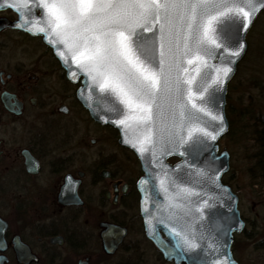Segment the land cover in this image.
<instances>
[{
	"label": "flooded vegetation",
	"instance_id": "af4514ba",
	"mask_svg": "<svg viewBox=\"0 0 264 264\" xmlns=\"http://www.w3.org/2000/svg\"><path fill=\"white\" fill-rule=\"evenodd\" d=\"M16 19L0 10V34L42 47L0 49V264H189L171 234L180 225L136 156L115 129L89 116L78 99L80 78L69 79L41 37L14 26ZM227 175L221 183L237 195L239 210ZM239 217L243 229L231 245L237 264L235 239L248 234L240 210Z\"/></svg>",
	"mask_w": 264,
	"mask_h": 264
},
{
	"label": "snow or ice",
	"instance_id": "6c2138e0",
	"mask_svg": "<svg viewBox=\"0 0 264 264\" xmlns=\"http://www.w3.org/2000/svg\"><path fill=\"white\" fill-rule=\"evenodd\" d=\"M32 2L41 10L39 17L25 20V15L35 12L29 9L25 13L17 6L20 20L14 26L29 31L38 28L50 43L62 44L72 62L93 82L89 87L115 97L109 109L117 117L114 122L125 131L133 127L138 130L139 136L129 142L142 156L148 150L146 143L151 145L152 162H160L164 155L186 146L197 153H211L209 141H215L224 127L223 117L212 115L203 106L211 101L206 94L212 85L222 86L233 71L232 65L245 47L240 34L264 8V0ZM58 54L75 76L65 53ZM218 56L219 65L205 59ZM185 65L194 66L195 75H190ZM200 113L220 124L210 127ZM208 178L215 181L218 176ZM146 179L151 180V174ZM171 234L179 238L175 249L180 253L200 248L184 226L173 228ZM188 259L190 264H199V253ZM219 264H231L227 252Z\"/></svg>",
	"mask_w": 264,
	"mask_h": 264
},
{
	"label": "water",
	"instance_id": "95a60500",
	"mask_svg": "<svg viewBox=\"0 0 264 264\" xmlns=\"http://www.w3.org/2000/svg\"><path fill=\"white\" fill-rule=\"evenodd\" d=\"M25 4L27 6H24ZM17 6H21L22 11L25 13H29V9L35 12V15H25V20L32 19L35 21L41 13V10L36 8L32 0H0V10H11L17 16L16 22L20 20V13L16 11ZM262 11H264V8L260 9L254 16L248 30L240 34L245 47L240 57L232 65L233 71L229 74V77L224 80L222 86L212 85L209 88V93L206 94V98L209 95L211 96V101L203 106L212 115L222 116L224 127L223 132L218 134L215 141H209L212 149L211 153L208 151L197 153L193 148L186 146L164 155L160 162H152L151 145L147 143L144 145L148 150L144 152L143 156L137 147L132 146L129 141L136 140L139 136L138 130L133 127L125 131L122 126L114 122L117 117L109 109L115 103V97L110 93L100 92L98 87L93 86L90 88L89 85H92L93 82L85 74H82L78 66L72 62L71 55L65 51L62 44L50 43L49 38L44 33L39 32L38 28H33L32 31L20 28L23 32L41 37L42 43L52 50L54 57L58 60L69 79L77 80L80 78L81 86L78 89V99L81 104L94 121L107 125L118 132L119 144L133 152L139 161L143 176L146 178L148 174H151L152 179H147L151 191L164 200L169 215L178 222L180 227L184 226L188 230L189 236L194 237L195 242L200 245V248L192 253L186 252L187 259L190 255L199 253V264H219L225 252L229 254L231 264H237L231 253V245L233 234L242 231L243 222L239 217L237 195L230 186L221 183L222 175L229 170V153L225 149L218 151V141L229 129L225 112L228 83L235 76L237 67L246 54V35ZM145 35L150 36L151 33H145ZM58 52H64L68 57V63L71 64L72 72L76 73L75 76L69 72L64 59ZM205 59L211 65L220 64L219 56L217 59ZM185 66L189 67L190 75H195L192 70L194 66ZM205 70L202 69V71ZM197 79L199 80V77ZM197 104L200 106L199 101H197ZM199 115L210 127L220 124L219 120L213 121L209 115L204 113ZM140 138L142 139V137ZM172 156L179 158L174 164L167 162V159ZM213 158L215 159L210 167L209 162ZM161 164L163 168H161ZM211 175L218 176V179L215 181L209 179L208 177ZM162 180L163 185L161 184ZM184 189H188V192H184ZM224 245H227V247H224Z\"/></svg>",
	"mask_w": 264,
	"mask_h": 264
},
{
	"label": "rangeland",
	"instance_id": "374dc122",
	"mask_svg": "<svg viewBox=\"0 0 264 264\" xmlns=\"http://www.w3.org/2000/svg\"><path fill=\"white\" fill-rule=\"evenodd\" d=\"M246 41L247 53L227 91L229 129L218 144L220 150L229 153L226 181L240 195L239 210L247 218L248 234L235 239V257L239 264H264V188L259 184L255 168L259 153L255 132H264V11L253 23ZM40 47L37 40L12 31L0 34V49L12 50L6 54ZM106 149L107 152L116 149L114 134L109 130H106Z\"/></svg>",
	"mask_w": 264,
	"mask_h": 264
},
{
	"label": "trees",
	"instance_id": "16d2710c",
	"mask_svg": "<svg viewBox=\"0 0 264 264\" xmlns=\"http://www.w3.org/2000/svg\"><path fill=\"white\" fill-rule=\"evenodd\" d=\"M255 140L259 145V153L256 159L255 168L258 171V178L260 180V186L264 188V132L263 130L255 132ZM257 177V174H256ZM255 179V176L253 177Z\"/></svg>",
	"mask_w": 264,
	"mask_h": 264
}]
</instances>
